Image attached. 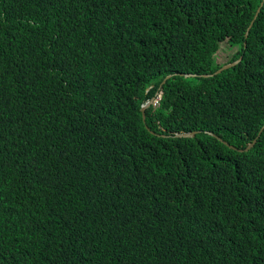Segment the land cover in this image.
Masks as SVG:
<instances>
[{"label": "trees", "instance_id": "trees-1", "mask_svg": "<svg viewBox=\"0 0 264 264\" xmlns=\"http://www.w3.org/2000/svg\"><path fill=\"white\" fill-rule=\"evenodd\" d=\"M263 125L264 0H0V264H264Z\"/></svg>", "mask_w": 264, "mask_h": 264}, {"label": "water", "instance_id": "water-1", "mask_svg": "<svg viewBox=\"0 0 264 264\" xmlns=\"http://www.w3.org/2000/svg\"><path fill=\"white\" fill-rule=\"evenodd\" d=\"M261 5H262V2H260V5L257 7V9H256V11H255V13H254L253 19L251 20V22L249 23V25H248L247 28H246V31H245V34H244L245 37L247 36L248 31H249V29H250V27H251V25H252V22H253V20L255 19V17L257 16V14H258V12H259V10H260V6H261ZM244 47H245V43H244ZM241 58H242V57H239L236 61L221 66V67H220V68H219L214 74H208V75H200V76H196V75H194V74H181V73H180V74H177V75H179L180 77H183V78H196V77L208 78V77H213V76H215V75H219V73H220L221 71H224V70H226V69H228V68H231V67L235 66L236 64H238V63L241 61ZM171 77H172V75H167V76L162 80V82H161L159 88H161L162 84H164V83L166 82V80L170 79ZM158 94H159V93H158ZM153 101H154V98H153L152 100L148 101L147 103H145L144 105H142L143 119H146V116H145V110H146V108H148V107L152 104ZM263 129H264V125H263L262 129L260 130V133L263 131ZM198 132H199L198 130H192V131H186V132L176 133L174 136H176V137H192V136H194V135H195L196 133H198ZM206 133L211 134V135L217 137L220 141H222L223 143H225V144H226L227 146H229L230 148L238 149V148H236L234 145L229 144L226 140H224V139H222L221 137H219L218 135H216L214 132H212V131H206ZM260 133H259V134H260ZM256 139H257V138H255V139L253 140V142H251V143H250L245 149L239 148L238 150H239V151L248 150L249 148H251V147L254 145V143L256 142Z\"/></svg>", "mask_w": 264, "mask_h": 264}, {"label": "rangeland", "instance_id": "rangeland-1", "mask_svg": "<svg viewBox=\"0 0 264 264\" xmlns=\"http://www.w3.org/2000/svg\"><path fill=\"white\" fill-rule=\"evenodd\" d=\"M235 53H237V48L229 47L225 40V42L220 44L215 59L218 65H224L232 58Z\"/></svg>", "mask_w": 264, "mask_h": 264}, {"label": "clouds", "instance_id": "clouds-1", "mask_svg": "<svg viewBox=\"0 0 264 264\" xmlns=\"http://www.w3.org/2000/svg\"><path fill=\"white\" fill-rule=\"evenodd\" d=\"M159 99H160V96H159V94H158V95H157V100L154 99V101L152 102V104H153V103H157ZM143 105H144V104H143Z\"/></svg>", "mask_w": 264, "mask_h": 264}]
</instances>
